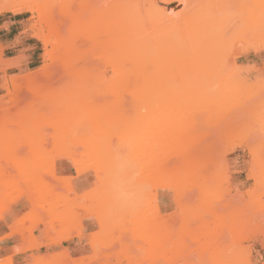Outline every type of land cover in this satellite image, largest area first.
<instances>
[{"label": "rangeland", "instance_id": "obj_1", "mask_svg": "<svg viewBox=\"0 0 264 264\" xmlns=\"http://www.w3.org/2000/svg\"><path fill=\"white\" fill-rule=\"evenodd\" d=\"M216 1L5 13L0 264H264V0Z\"/></svg>", "mask_w": 264, "mask_h": 264}, {"label": "bare ground", "instance_id": "obj_2", "mask_svg": "<svg viewBox=\"0 0 264 264\" xmlns=\"http://www.w3.org/2000/svg\"><path fill=\"white\" fill-rule=\"evenodd\" d=\"M25 1H26L27 4H29V3L27 2V0H25ZM28 1H29V0H28ZM148 1H149V0H148ZM193 1H194V0H193ZM217 1H218V0H217ZM217 1H216V2H217ZM220 1H222V0H220ZM247 1H248V0H247ZM247 1H246L245 3L248 5V6H247L248 11H250V10H254V9H255V6H254L253 8L251 7L252 9L249 7V5L252 3V0H250L251 3L248 1L249 4L247 3ZM197 2H198V1H197ZM202 2H203V1H202ZM211 2H212V1H211ZM223 2H224L223 4H225L226 1H223ZM257 2H258V0L256 1V3H257ZM262 2H263V1H262ZM26 3H25V4H26ZM199 3H200V2H199ZM199 3H198V4H199ZM221 3H222V2H221ZM243 3H244V2H243ZM258 3H259V2H258ZM25 4H24V5H23V4L21 5L20 0H0V13H2V12H8V11H16V10H18L20 7H22V6H26ZM198 4H197V5H198ZM211 4H212V3H210V4L208 5V3H207V4L205 5V6H206L205 8L207 9V10H205V11L208 12L207 15L212 14V12L209 13L211 9H210V10H208V9L211 8V7H213L215 3L212 4L213 6H212ZM216 4H217V3H216ZM226 4H227V3H226ZM226 4H225V5H226ZM234 4H238V3H234ZM241 4H242V3H241ZM246 4H245V5H246ZM254 4H255V1H254L253 4H251V5L253 6ZM197 5H196V6H197ZM203 5H204V4H203ZM207 5H208V7H207ZM210 5H211V6H210ZM217 5H218V4H217ZM242 5H243V4H242ZM257 5H258V4H257ZM262 5L264 6V4H262ZM154 6H155V5H154ZM191 6H192V5H191ZM199 6H200V5H199ZM240 6H241V5H240ZM248 7H249L250 9H249ZM257 7H259V5H258ZM152 8H153V7H152ZM190 8H193V7H190ZM199 8H200V7H199ZM202 8H204V7L202 6L200 9H202ZM220 8H222V7H220ZM226 8H227V7H226ZM243 8H245L244 5H243ZM215 9H216V8H215ZM224 9H225V6H224ZM263 9H264V8H263ZM263 9H262V10H263ZM257 10H258V9H256L255 11H257ZM262 10H261V11H262ZM162 11H163V10H162ZM202 11H203V10H202ZM202 11H201V12H202ZM205 11H204V12H205ZM245 11H246V9H245ZM248 11H247V12H248ZM255 11H254V12H255ZM163 12H164V11H163ZM198 12H199V10H198ZM207 12H206V13H207ZM218 12H219V11H218ZM220 12H221V11H220ZM220 12H219V13H220ZM252 12H253V11H250V14H249V13L247 14V15H249V17H248V16H247V17H248V18L250 19V21H251L250 24L253 23L255 20L260 19V18L256 17L255 15L257 14V12H258V14L261 13L259 10H258L257 12H255V15H254V12H253V14H251ZM180 13L183 14L184 12H183V11H182V12L180 11ZM206 13H205V14H206ZM242 13H243V12H242ZM164 14H165V13H164ZM202 14H203V13H202ZM207 15H203V16H207ZM218 15H219V14H218ZM198 16H199V15H198ZM201 16H202V15H201ZM212 16H213V14H212ZM243 16H244V15H243ZM254 16H255L256 18H258V19H256V18L254 19ZM263 16H264V14H263ZM166 17H167V16H166ZM240 17H241V16H240ZM244 17H246V16H244ZM251 17H253L252 20H251ZM237 18L239 19V13H238V17H237ZM248 18H247V19H248ZM263 18H264V17H263ZM253 19H254V20H253ZM239 20H240V19H239ZM242 20H243V19H242ZM263 20H264V19H263ZM263 20H262V21L260 20V22H263ZM182 21H183V20H182ZM245 21H246V20H245ZM252 21H253V22H252ZM183 22H184V21H183ZM215 22H217V21L215 20ZM233 22H234V21H233ZM237 22H238V21H237ZM237 22H236V23H237ZM256 22H257V21H256ZM260 22H259V24H260ZM161 23H162V22H161ZM234 23H235V22H234ZM236 23H235V24H236ZM242 23H243V22H242ZM242 23H241V24H242ZM254 23H255V22H254ZM213 24H214V20H213ZM230 24H231V23L229 22V25H230ZM238 24H239V23H238ZM238 24L236 25V27L238 26ZM241 24H239V25H241ZM247 24H248V23H247ZM221 25H222V24H221ZM242 25H243V24H242ZM248 25H249V24H248ZM251 25H252V24H251ZM251 25H249V26H251ZM254 25L257 26V24H254ZM246 26H247V25H246ZM258 26H259V25H258ZM258 26H257V28H253V27H252V29H253L255 32H257L258 29L260 30L261 24H260L259 27H258ZM199 27H202V26H199ZM209 27H211V26H209ZM216 27H217V25H216ZM227 27H228V26H227ZM194 28L196 29V27H194ZM214 28H215V27H213L212 29H214ZM218 28H220V26H219ZM225 28H226V26H225ZM238 28H239V26L237 27V29H238ZM250 28H251V27H250ZM195 29H194V30H195ZM198 29H199V28H198ZM201 29H202V28H201ZM203 29H205V28H203ZM237 29H235V30H237ZM243 29H244V28H243ZM255 29H256V30H255ZM199 30H200V29H199ZM208 30H209V29H208ZM210 30H211V29H210ZM215 30H216V29H215ZM215 30H213V31H215ZM233 30H234V29H233ZM235 30H234V31H235ZM238 30L240 31V28H239ZM238 30H237V33L239 32ZM195 31H196V30H195ZM195 31H194V32H195ZM201 31H203V30H201ZM201 31H200V32H201ZM211 31H212V30H211ZM245 31H246V30H245ZM227 32H228V31H227ZM246 32H247V31H246ZM198 33H199V32H198ZM198 33H196L197 35L195 34V35H196L195 37L198 36ZM250 33H252V30H251ZM250 33L248 32V34H247V33H245V34H247V36H248V35L251 36ZM253 33H254V32H253ZM202 34H203V33H202ZM208 34H209V32H208ZM234 34H235V32L231 33V36H232V35L234 36ZM238 34H239V33H238ZM256 34H257V33H256ZM259 34H260V33H259ZM183 35H184V34L181 35L182 38H183ZM186 35H187V34H186ZM186 35H185L184 37H186ZM199 35H200V33H199ZM240 35H241V34H240ZM243 35H244V34H243ZM253 35H254V34H253ZM229 36H230V34H229ZM235 36H236V35H235ZM250 36H249V37H250ZM161 37H163V36H161ZM187 37H188V36H187ZM187 37H186V38H187ZM201 37H202V36H201ZM239 37H240V36H239ZM258 37H259V36H258ZM258 37L255 36V39L258 38ZM179 38H180V37H179ZM206 38H207V37H206ZM220 38H221V37H220ZM233 38H234V37H233ZM240 38H241V37H240ZM240 38H239V39H240ZM159 39H160V38H159ZM159 39H158V41H159ZM161 39H163V38H161ZM161 39H160V40H161ZM171 39H172V38H171ZM184 39H185V38H184ZM222 39H223V37H222ZM236 39H237V38H236ZM249 39H250V38H249ZM251 39H252V38H251ZM259 39H260V38H259ZM187 40H188V39H187ZM187 40H186V42L184 41V43H186V44H190V43L187 42ZM241 40H242V39H241ZM253 40H254V39H253ZM161 41H163V40H161ZM243 41H245V40L243 39ZM172 42H173V41H172ZM190 42H191V40H190ZM246 42H247V40H246ZM246 42H245V43H246ZM182 43H183V42H182ZM234 43H235V42H234ZM145 44H146V43H145ZM47 45H48V43H47ZM233 45H235V44H233ZM138 46H139V45H138ZM147 46H148V45H147ZM48 56H49V55H48ZM49 57H50V56H49ZM228 57H229V56H228ZM220 60H221V59H220ZM220 60H219V61H220ZM225 61H226V60H225ZM142 64H143V63H141V65H142ZM145 65H146V64H145ZM160 65H161V64H160ZM142 67H143V65H142ZM143 69H144V68H143Z\"/></svg>", "mask_w": 264, "mask_h": 264}, {"label": "crops", "instance_id": "obj_3", "mask_svg": "<svg viewBox=\"0 0 264 264\" xmlns=\"http://www.w3.org/2000/svg\"><path fill=\"white\" fill-rule=\"evenodd\" d=\"M7 12L0 13V42L1 44L8 48H14L17 47L16 41L18 39V36L15 35V37L10 38L13 30L15 29V25L18 23H21L22 21L18 20H12L9 21L5 19L4 15ZM13 16L21 15V13H13ZM88 229L92 228L90 226V222L87 223ZM69 248L72 252H74L76 255H79L83 253L84 250V242H82L80 239H73L71 242H69Z\"/></svg>", "mask_w": 264, "mask_h": 264}]
</instances>
